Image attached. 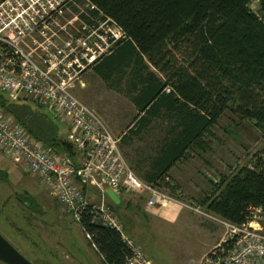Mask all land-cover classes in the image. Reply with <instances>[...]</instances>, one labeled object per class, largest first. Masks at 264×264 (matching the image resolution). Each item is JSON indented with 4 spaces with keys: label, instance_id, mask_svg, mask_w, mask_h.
I'll return each instance as SVG.
<instances>
[{
    "label": "trees",
    "instance_id": "16d2710c",
    "mask_svg": "<svg viewBox=\"0 0 264 264\" xmlns=\"http://www.w3.org/2000/svg\"><path fill=\"white\" fill-rule=\"evenodd\" d=\"M84 1L121 32L110 51L120 53L121 63L135 55L144 57L162 74L159 98H150L147 114H155L160 106L174 107L184 131L168 147L167 165L191 144L204 145V135L227 111L251 122L264 137V0ZM255 1L256 12L250 6ZM0 107L45 148L76 158L51 119L26 106L6 104L1 94ZM260 153L254 167H242L230 179L212 184L213 195L200 201L208 214L240 224L249 206L264 208V147ZM153 188L171 194L177 189ZM93 216L87 208L79 223L90 245L104 264H126L130 250L121 233L95 223Z\"/></svg>",
    "mask_w": 264,
    "mask_h": 264
},
{
    "label": "built area",
    "instance_id": "2783aa9c",
    "mask_svg": "<svg viewBox=\"0 0 264 264\" xmlns=\"http://www.w3.org/2000/svg\"><path fill=\"white\" fill-rule=\"evenodd\" d=\"M74 1L0 2V94L32 100L65 124L66 141L75 149L76 158L45 148L1 107L0 153L39 180L76 223L90 208L95 223L120 232L130 250L126 264H150L141 248L123 236L117 217L104 204L103 189L116 196L122 191H147L148 206L161 205L168 198L135 176L119 151V140L72 92L82 73L109 53L122 34L108 21L100 34L57 41L62 29L58 19ZM92 189L102 192L98 205L90 199ZM204 215L224 230L221 240L207 253V264H264V208L249 206L240 224ZM86 238L90 242L89 236Z\"/></svg>",
    "mask_w": 264,
    "mask_h": 264
},
{
    "label": "rangeland",
    "instance_id": "374dc122",
    "mask_svg": "<svg viewBox=\"0 0 264 264\" xmlns=\"http://www.w3.org/2000/svg\"><path fill=\"white\" fill-rule=\"evenodd\" d=\"M83 3L82 0H75L70 6ZM257 4L256 1L253 2L251 10L256 12ZM4 99L6 104L15 102L17 106L28 107L33 114L39 113L44 118L51 119L58 128V135L66 139L67 128L54 120L46 109L39 108L29 99L22 101L23 98L17 100L8 96ZM202 142L205 144L198 147L204 154L201 156L203 160H196L195 164L201 166L207 175H211L212 171H222L216 185L222 180L230 179L242 167H254L264 147V137L260 131L251 122L239 120L228 111L204 135ZM1 156L0 235L32 264H104L81 226L66 208L53 199L36 178L24 174L22 170L18 171L17 176L12 175L10 169L7 174L3 172V167L6 169L9 163L4 156L7 161H1ZM225 167L232 173H223ZM204 180L207 181L206 177ZM200 189H204L202 192L206 190L203 193L205 197L214 193L212 184L198 188ZM92 190L90 199L98 205L101 203L102 192ZM136 193L140 192L124 191L127 196ZM176 193L182 194L178 188ZM203 198L202 194L197 195L198 201L192 199L190 202L191 198L188 197L186 203L187 207L194 208L201 214L186 207L190 212L175 211L174 215L179 212V217L171 224L160 217H150V212L144 208L133 220L129 209L127 211L122 206L111 208L112 203L107 199L104 204L117 217L125 238L140 246L145 257L152 259L153 264H207L206 256L212 248L208 252L207 250L224 230L204 215L208 213L200 204Z\"/></svg>",
    "mask_w": 264,
    "mask_h": 264
},
{
    "label": "crops",
    "instance_id": "0c3cea01",
    "mask_svg": "<svg viewBox=\"0 0 264 264\" xmlns=\"http://www.w3.org/2000/svg\"><path fill=\"white\" fill-rule=\"evenodd\" d=\"M82 1L83 5L70 6L59 17L58 24L62 29L57 41L60 43L90 37L91 32L100 34L101 26L109 21L102 18L93 5ZM87 45L90 46L89 43ZM116 51L104 54L89 66L75 83L72 92L100 117L111 134L119 140L118 147L123 159L143 184L149 187L169 185L178 188L182 193L177 195L169 193L166 189L158 190L168 199L161 205L148 206L150 194L147 191L130 196L122 191L116 196L119 203L114 205L122 206L127 211L129 209L132 219L144 208L150 212L147 213L150 217L154 215L171 224L178 219L180 211L190 212L186 210L188 197L191 198L190 202L192 199L197 200V195L202 194L203 198L206 190L202 192L204 189L198 188L217 183L222 171H212L211 175L205 174L202 167L195 164L196 160H203L201 156L204 154L201 148L193 147L192 144L167 165L170 162L167 156L170 155L168 147L175 145L183 135L184 131L179 125L182 120L174 111V107L170 108L167 105L160 106L155 114H147L146 111L152 105L150 98L153 100L159 98L156 89L158 84H164V78L144 57L135 55L121 63L119 52ZM160 95L163 96L162 93ZM1 158L3 162L8 160L3 156ZM8 163L9 166H6V169L3 167L2 171L6 173L10 169L12 175L17 176L21 169L9 160ZM223 171L227 174L232 173L226 167ZM205 177L207 181L204 180ZM107 191L106 198L113 204L107 196ZM175 211L179 212L174 215ZM223 232L219 233L207 252L218 244ZM147 260L153 264L152 259Z\"/></svg>",
    "mask_w": 264,
    "mask_h": 264
},
{
    "label": "water",
    "instance_id": "95a60500",
    "mask_svg": "<svg viewBox=\"0 0 264 264\" xmlns=\"http://www.w3.org/2000/svg\"><path fill=\"white\" fill-rule=\"evenodd\" d=\"M107 196L113 202L118 204L119 201L116 195L108 190ZM0 262L4 264H32L25 259L17 250H15L1 235H0Z\"/></svg>",
    "mask_w": 264,
    "mask_h": 264
},
{
    "label": "flooded vegetation",
    "instance_id": "af4514ba",
    "mask_svg": "<svg viewBox=\"0 0 264 264\" xmlns=\"http://www.w3.org/2000/svg\"><path fill=\"white\" fill-rule=\"evenodd\" d=\"M0 263H2V262H0ZM2 264H4V263H2Z\"/></svg>",
    "mask_w": 264,
    "mask_h": 264
}]
</instances>
